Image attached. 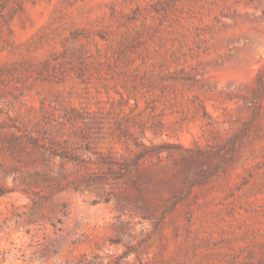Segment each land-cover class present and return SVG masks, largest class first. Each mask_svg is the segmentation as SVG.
Masks as SVG:
<instances>
[{"label":"rangeland","instance_id":"1","mask_svg":"<svg viewBox=\"0 0 264 264\" xmlns=\"http://www.w3.org/2000/svg\"><path fill=\"white\" fill-rule=\"evenodd\" d=\"M0 264H264V0H0Z\"/></svg>","mask_w":264,"mask_h":264},{"label":"trees","instance_id":"2","mask_svg":"<svg viewBox=\"0 0 264 264\" xmlns=\"http://www.w3.org/2000/svg\"><path fill=\"white\" fill-rule=\"evenodd\" d=\"M157 147L156 146H154L152 149H150V150H154V149H156ZM147 150H143V151H140L138 154H137V157H138V155L140 156L142 153H144V152H146ZM61 155L62 156H66V154H64V153H61ZM79 182H83L84 184H89L90 183V180L89 179H84L83 181H79ZM76 186V185H75Z\"/></svg>","mask_w":264,"mask_h":264}]
</instances>
